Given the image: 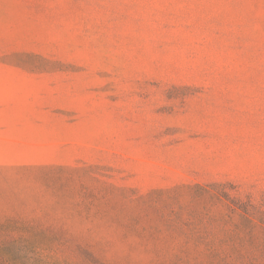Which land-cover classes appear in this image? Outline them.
<instances>
[{
    "label": "rangeland",
    "instance_id": "374dc122",
    "mask_svg": "<svg viewBox=\"0 0 264 264\" xmlns=\"http://www.w3.org/2000/svg\"><path fill=\"white\" fill-rule=\"evenodd\" d=\"M0 264H264V0H0Z\"/></svg>",
    "mask_w": 264,
    "mask_h": 264
}]
</instances>
